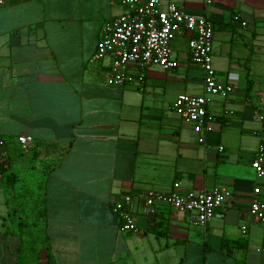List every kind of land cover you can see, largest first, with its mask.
Returning <instances> with one entry per match:
<instances>
[{"label": "crops", "instance_id": "obj_1", "mask_svg": "<svg viewBox=\"0 0 264 264\" xmlns=\"http://www.w3.org/2000/svg\"><path fill=\"white\" fill-rule=\"evenodd\" d=\"M166 1L213 21L217 73L235 77L233 92L209 104L214 129L205 143L173 110L185 83L168 101L166 91L147 86L168 69L151 65L142 81L111 85V57L91 61L104 21L125 6L111 0L0 6V131L7 151L0 163V264H32L36 253L37 264H264V227L249 214L254 186L264 194V177L251 165L264 122L257 119L264 111V0ZM185 37L175 40L174 54L187 82L192 59ZM21 134L32 136L27 151ZM17 183L27 199L42 203L47 244L40 249L10 210ZM215 186L228 196L205 226L193 223V212L166 204L149 212L134 198L126 207L141 231H124L113 210L127 193Z\"/></svg>", "mask_w": 264, "mask_h": 264}, {"label": "built area", "instance_id": "obj_2", "mask_svg": "<svg viewBox=\"0 0 264 264\" xmlns=\"http://www.w3.org/2000/svg\"><path fill=\"white\" fill-rule=\"evenodd\" d=\"M10 0H0V6ZM125 6V11L107 18L102 26L100 38L91 61L110 56L112 61L106 73V81L111 85H126L137 79L142 81L145 69L160 65L164 69L179 66L172 42L182 35L188 38V48L193 62L203 70V93H179L173 110L190 124L198 134L200 143L206 142L207 134L214 129L209 104L216 95L229 96L235 88V77L231 74L221 78L213 59L214 23L203 15L189 12L173 1L166 0H113ZM245 24V22H242ZM137 69V74L132 70ZM258 120L264 116L258 114ZM264 134V130L261 129ZM24 151L32 136L21 134L17 137ZM0 131V163L6 164L7 151ZM220 148H223L222 146ZM251 165L258 177H264V144L255 150ZM253 198L249 207L252 219L264 227V197L259 185L253 188ZM228 192L220 187L178 190L149 188L137 195L127 193L114 201L113 210L120 217V228L124 231L140 232L135 214L126 206L133 199L139 200L146 211L154 212L161 204L173 207L179 212H193V223L207 225L223 206ZM245 232L247 226L242 225Z\"/></svg>", "mask_w": 264, "mask_h": 264}, {"label": "rangeland", "instance_id": "obj_3", "mask_svg": "<svg viewBox=\"0 0 264 264\" xmlns=\"http://www.w3.org/2000/svg\"><path fill=\"white\" fill-rule=\"evenodd\" d=\"M111 1L112 3H114L113 0ZM178 37H182V36H178ZM178 37H176L172 42L173 49H174V42ZM213 45H214V40H213ZM187 50L189 51L188 45H187ZM190 65L191 67L190 69H188L189 72L187 75L190 79L187 82L184 79L186 78L185 72L183 71V69H181V67H177L174 69L166 70L167 73L164 74L163 79L159 82H156L155 80L152 81L153 79L147 80L146 81L147 86L158 88L160 89L161 92L166 91L165 101L169 100V96H172L173 92L178 93L180 88L182 89L184 87L183 86L184 83L187 86V88L185 89L187 93L201 94L203 93V87H202L203 83L201 81V78L203 77V70L198 66V64L193 63L192 61ZM152 68L159 70L160 67L153 66ZM166 74L167 76L166 78H164ZM178 76L183 78L182 82L177 79ZM261 113L264 115V111H262ZM256 138H257V141H260L261 138L264 139V134L259 132L258 137ZM256 138L254 137V139ZM14 186H15L14 189L16 191V197L12 202H9L10 210L12 211V213L15 212L17 214V218L23 221L22 229L24 232H27L29 235L28 240H27L28 243L34 244V247L38 249L45 247L47 244L46 243L47 241L45 240V237H44L43 228H42L43 221H42V217L39 212L41 211L42 203L37 202L36 200L27 199L25 196L27 195L28 192L26 190L20 191L19 183L15 184ZM262 197H264V194H262ZM37 257L38 255L36 253L30 256L28 259L32 261V264H37L38 262Z\"/></svg>", "mask_w": 264, "mask_h": 264}, {"label": "trees", "instance_id": "obj_4", "mask_svg": "<svg viewBox=\"0 0 264 264\" xmlns=\"http://www.w3.org/2000/svg\"><path fill=\"white\" fill-rule=\"evenodd\" d=\"M262 129L264 130V122H263V127H262ZM260 144H264V139H263V138L260 139Z\"/></svg>", "mask_w": 264, "mask_h": 264}]
</instances>
